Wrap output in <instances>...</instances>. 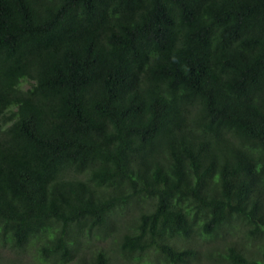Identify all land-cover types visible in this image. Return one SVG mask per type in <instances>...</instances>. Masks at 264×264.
Here are the masks:
<instances>
[{
  "label": "trees",
  "instance_id": "trees-1",
  "mask_svg": "<svg viewBox=\"0 0 264 264\" xmlns=\"http://www.w3.org/2000/svg\"><path fill=\"white\" fill-rule=\"evenodd\" d=\"M107 239L264 264V0H0V249L113 264Z\"/></svg>",
  "mask_w": 264,
  "mask_h": 264
},
{
  "label": "rangeland",
  "instance_id": "rangeland-1",
  "mask_svg": "<svg viewBox=\"0 0 264 264\" xmlns=\"http://www.w3.org/2000/svg\"><path fill=\"white\" fill-rule=\"evenodd\" d=\"M200 244H201V242L199 241L197 246L199 247ZM99 246H100V248H103L109 254V256L111 258V262L113 264H118L117 253L113 251V244L110 241V239H107L103 242H100ZM0 252H1L2 257L4 256V258L8 257V258H13L14 260H19V261H17V264H39V260H37L33 255L34 254V248L32 246L27 247L26 250H24L20 253H15L12 250H9L8 248H2V249H0ZM81 255H82V253H81ZM202 263H206V260H203ZM40 264H42V263H40Z\"/></svg>",
  "mask_w": 264,
  "mask_h": 264
}]
</instances>
